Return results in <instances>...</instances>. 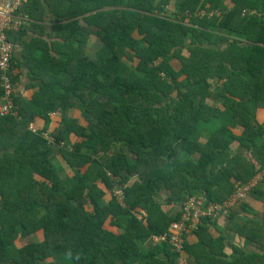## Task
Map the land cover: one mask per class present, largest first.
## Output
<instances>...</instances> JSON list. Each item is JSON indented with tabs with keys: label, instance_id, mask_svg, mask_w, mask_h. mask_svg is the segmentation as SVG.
<instances>
[{
	"label": "trees",
	"instance_id": "1",
	"mask_svg": "<svg viewBox=\"0 0 264 264\" xmlns=\"http://www.w3.org/2000/svg\"><path fill=\"white\" fill-rule=\"evenodd\" d=\"M45 10L55 26L40 47L23 36ZM20 13L7 37L33 93L0 116V264H176L153 236L187 199L223 203L240 182L249 196L219 217L264 244V213L246 203L264 205V0H27ZM71 98L81 120L62 113ZM215 220L188 234L203 241ZM206 247L196 264H264V247L232 261L223 235Z\"/></svg>",
	"mask_w": 264,
	"mask_h": 264
},
{
	"label": "built area",
	"instance_id": "2",
	"mask_svg": "<svg viewBox=\"0 0 264 264\" xmlns=\"http://www.w3.org/2000/svg\"><path fill=\"white\" fill-rule=\"evenodd\" d=\"M27 0H0V116L16 115L13 104L14 83L12 82V65L14 44L8 39L10 32L18 31L24 23L20 13L21 6ZM52 115V114H51ZM31 131L34 128L29 126ZM45 138L48 135L43 134ZM49 139V138H48ZM237 191L229 196L223 203H210L206 205L204 197H191L187 199L181 209L183 210L180 221L174 222L171 227L160 234L153 236L154 242H168L172 250L177 253L176 264H191L185 251V239L188 233L198 227L202 217L217 219L225 215L229 208L243 202L253 187L251 183L237 184Z\"/></svg>",
	"mask_w": 264,
	"mask_h": 264
},
{
	"label": "crops",
	"instance_id": "3",
	"mask_svg": "<svg viewBox=\"0 0 264 264\" xmlns=\"http://www.w3.org/2000/svg\"><path fill=\"white\" fill-rule=\"evenodd\" d=\"M55 3V2H53ZM169 9H172V6H169ZM41 16L39 17V15ZM39 20H33V23L28 24L26 27V34H24V40L31 41V39L38 38L43 41L37 42V44L40 47H44L48 45L50 40H53V38H50L53 34V27L55 26V19L53 15L49 12V10H45L43 13H39L37 15ZM97 40V38L93 35L89 36L87 39V48H89L90 43ZM96 44H99V41H96ZM86 48V49H87ZM101 49V48H100ZM41 51L39 50L37 54L39 55ZM88 54V50H87ZM92 57V55L88 54ZM13 64H12V75H14L17 78V82H14V94L15 95H21L24 98H29L33 91L25 89V85L28 84L29 78L27 76V66L25 63V57L22 55V46L19 45V43L14 44V51H13V58H12ZM71 106L68 107V109H65L62 111L63 115H65L66 118H76L81 120L82 119V111L81 107L79 106V101L76 99L71 98L70 99ZM59 114H52L50 116V119L52 121L51 124H49V128L51 129L53 126L56 127L58 125L57 120L60 121V117H58ZM69 116V117H68ZM53 124V125H52ZM34 130H39L37 126H32ZM53 127V128H54ZM235 147V146H234ZM99 187H101V184H98ZM167 195V192L164 190L163 198ZM161 202V200H159ZM246 203L255 209L258 213H264V205H261L262 202H258V200H255L252 197H249L246 201ZM165 211H168L169 213L177 214L180 212V206H174V205H167L165 206ZM251 217V215H250ZM234 224V222L229 221L225 217H219L213 222L208 230L206 231V235L203 237V241L197 236L196 233L188 234L187 236V242L188 244H191V252L192 256L190 258L191 264H196V261L194 259V256L196 254H199L201 251H205L209 249L206 247L207 242L213 243V239L217 237H221L223 235L225 237L226 242V260L232 261V260H238L239 258L242 259V256L244 253H248L252 250H256L257 254H262L263 250L261 247H264V244H253L251 242V239H249L246 236H241L237 234V230L234 228V226H231ZM147 244H150L151 242L149 239L146 240ZM206 242V244H205ZM152 243V242H151ZM218 248V247H217ZM261 259V260H259ZM204 263L205 264H220L218 261L211 262L208 256L204 254ZM263 260V257L260 255L256 256L255 258H248L245 264H261ZM250 262V263H249Z\"/></svg>",
	"mask_w": 264,
	"mask_h": 264
},
{
	"label": "rangeland",
	"instance_id": "4",
	"mask_svg": "<svg viewBox=\"0 0 264 264\" xmlns=\"http://www.w3.org/2000/svg\"><path fill=\"white\" fill-rule=\"evenodd\" d=\"M174 9H175V11H176V5L174 6ZM96 41L97 40H95L94 42H91L90 43V47L89 48H87L86 49V52H87V50H88V54H90V55H92V57H94V55L96 54V53H98V51H100V48H102V45L100 44V42H99V44H96ZM172 64L174 65V67L177 69V71H179L180 70V67H181V64H180V62L179 61H173L172 62ZM208 102H210V101H208ZM69 117V116H68ZM117 191V193H119V197H121L120 195H121V193H120V191L119 190H116ZM202 197V196H201Z\"/></svg>",
	"mask_w": 264,
	"mask_h": 264
}]
</instances>
